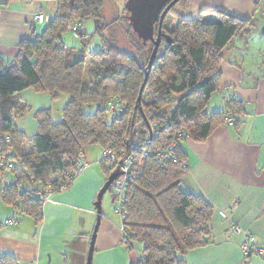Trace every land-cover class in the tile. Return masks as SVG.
Segmentation results:
<instances>
[{
    "label": "trees",
    "instance_id": "1",
    "mask_svg": "<svg viewBox=\"0 0 264 264\" xmlns=\"http://www.w3.org/2000/svg\"><path fill=\"white\" fill-rule=\"evenodd\" d=\"M9 1L0 0L2 4ZM53 1L57 2V10L44 30L22 40L14 60L7 62L0 57V151L13 142V152L22 160L21 167L12 168L1 177L0 199L14 208L16 216L12 223H0V229L27 216L40 225L44 219L43 196L50 193L55 197L69 191L80 167L89 164L87 149L101 146L111 150L117 162L123 157L131 161L130 180L122 202L116 206L121 220V245L129 252L141 254L138 264H186V254L207 242L213 208L203 198L183 190L187 160L180 143V149L173 152L179 159L177 163L170 157L160 163L155 152L162 150L161 144H177L179 134L203 142L226 117L233 116L237 121L244 115L243 105L237 101H228L220 113L209 114L206 109L221 86L219 66L223 52L235 37L254 28L257 20L221 9L185 18L176 8L189 6V0H181L169 11L161 30L158 17L155 40L159 31L162 36L149 72L155 42L139 40V58L107 48L106 40L104 50L89 53L63 42L69 28L84 38L80 22L94 19L101 26L104 0ZM88 54L95 65H101L98 70H90L92 80L95 79L91 85L82 80ZM31 88L54 98L68 94V102L61 125L52 120L48 111L39 112L36 119L40 132L30 149H15V142L20 139L15 119L24 110L15 98ZM96 92L98 97L94 96ZM140 95L141 107H137ZM83 99L93 102L97 109L84 111L80 103ZM6 135L10 136L9 141L5 140ZM142 138L154 144L149 147ZM132 139L143 149L132 148ZM105 160L99 162L103 176L108 174L105 182L114 172L120 174L109 189L113 191L123 172L117 162ZM253 246L260 247L255 242ZM251 254L252 249L246 256ZM0 264L23 262L0 253Z\"/></svg>",
    "mask_w": 264,
    "mask_h": 264
},
{
    "label": "crops",
    "instance_id": "2",
    "mask_svg": "<svg viewBox=\"0 0 264 264\" xmlns=\"http://www.w3.org/2000/svg\"><path fill=\"white\" fill-rule=\"evenodd\" d=\"M51 1L0 2V57L4 61L10 62L18 56L22 40L44 30L45 24L38 23L35 14L41 12L49 20L53 18L57 6ZM256 1L189 0V6H178L176 10L185 18L223 9L251 19L257 16ZM256 34L264 36V14L252 30L235 37L223 52L219 68L221 86L207 106L213 111L221 103L218 112L209 111V114L220 113L228 101H237L243 105L244 115L237 118L236 126L220 124L207 140L188 141L183 146L187 172L182 178V188L203 198L213 208L207 242L186 254V264H264V255L246 256L242 252L249 236L264 248V59L261 58L264 41L257 45ZM251 35L254 38L249 42ZM251 45L258 48L260 57L253 59L248 55L249 50L241 53V49ZM23 96L34 107H52L54 111L55 105L47 93L29 90ZM59 113L57 110L55 115L58 117ZM15 122L23 133L36 134L37 124L32 117ZM88 152L89 166L69 191L60 192L45 203L40 225L27 216L0 229V253L13 255L23 264H87L96 223L95 197L104 185L101 169L92 166L91 156L96 150ZM104 152L103 148L102 159ZM14 214V208L0 199V223L13 219ZM120 226V219L102 218L91 264L139 263V254L121 245ZM233 226L242 228L244 234L233 233Z\"/></svg>",
    "mask_w": 264,
    "mask_h": 264
},
{
    "label": "rangeland",
    "instance_id": "3",
    "mask_svg": "<svg viewBox=\"0 0 264 264\" xmlns=\"http://www.w3.org/2000/svg\"><path fill=\"white\" fill-rule=\"evenodd\" d=\"M258 1L259 0H257L256 2H258ZM51 2H54L55 4H57L56 1H51ZM125 3H126V0H104L102 11H101V21H100L101 26H99L97 21L94 19H88L83 23L80 22L79 23V26L81 28L80 34L82 36H84V38L81 39L76 33L70 32L72 30H70L71 28H69V31L67 33H65L63 36V39H62L63 42L65 44H67L68 46L75 47V48L80 49V50L84 49L86 51V53H89V52H98V51L104 50L105 40H106V43L108 46L107 48L116 49L117 51L119 50L122 52L124 51V52H127L129 55H134L136 57L138 56V58H139L140 57V51H141L140 47H142L141 42L143 43V41L138 38L137 34L132 30V28H130L131 27L130 24H128L126 22V20L128 21V19L125 17V14H126ZM263 3L264 2H261V1L258 2L257 16H255V20H258L264 14V4ZM174 18L177 20L176 17H174ZM175 19H173V23L176 22ZM38 23H39V21H38ZM40 23H43V22L40 21ZM252 29L253 28H251L250 30H252ZM129 32H130V34H128ZM253 38H254V36L251 35L249 42H251L253 40ZM139 40L141 42H139ZM233 41H235V39ZM254 41L256 42L257 45H259L260 41H264V36L262 34H258V35L256 34V38L254 39ZM229 47H230V45H229ZM248 50L250 53L248 55H250L253 59H254V57H260L258 48L253 47V45L249 46L248 49H241L240 51H241V53H245ZM261 58L264 59V53L261 56ZM84 63H85V70H84V75H83L82 80L85 81L88 85H91V84H93L95 79L92 80L90 70H94V68H96L98 70L99 69L98 67H100L101 65L100 64L95 65L92 62L91 56L89 54L85 58ZM129 68H131V67L129 66L128 69ZM147 68L149 70V64H148ZM152 68H151V70H152ZM219 68H220V66H219ZM29 90H33L37 94H45V92H38L35 88H31ZM29 90H26V91L20 93L17 96V98H15V99H18V103H19L18 105L20 107H24V110L21 113V116L17 117L15 119V121H17L18 119H21V118L23 119L25 117H32L37 124V132L35 135L34 134L33 135L32 134H30V135L26 134V133H23L22 131H20L18 126L16 125L18 128V131L20 132V135H19L20 139L17 142H15V147H16L15 149H17V148L20 149V148H22V146H24V148L30 149V147L34 141L33 139L40 132V127H39V124L37 122L38 120L36 119L37 114L39 112L48 111L49 115H51V117H52V120L54 122L59 123V125H61L60 123L62 122L63 117H64V113H65L64 108H65V106L68 102V98H69L68 94L67 95L63 94V93L58 94L60 96H58V98H54L51 94L47 93L50 96L51 100L53 101V105H55L54 111H53L52 107L51 108H45V107H38L37 108V107H34L23 96V94ZM86 94L88 96L90 94V92L87 91ZM96 94H97V92L94 93V96H97ZM87 96H86V98L89 99ZM80 103L83 104L82 108L86 112L94 111L95 109H97V107L94 106L93 102H91L89 100L86 101V99H83L82 102H80ZM90 104H93V105H90ZM220 105H221V103L219 104V106ZM219 106L215 107V109L213 108V111L206 109V112L207 113H209V111L211 113L212 112H218L220 109ZM57 110H59V112H60L58 117L55 115ZM111 111L113 112V111H115V109L111 108ZM236 122L237 121H236V119L233 118V116H228L225 118V120L222 124H226L228 126H234L236 124ZM153 127H155V126H153ZM9 138H10L9 135L5 136V140L9 141ZM140 140L144 141V144L149 146V147L154 144V142L148 138H146V139L142 138ZM132 141H133V143H132L133 146H131L132 148L143 149L140 145H138L139 142L135 143L134 139H132ZM176 141H177V144H175V143H173V144L164 143V144H161L159 146L162 150L164 149L165 151H167V153L155 152L157 154L156 157L159 159L158 162L165 163L164 159L166 157H171V158L173 157V160H175V163H177L179 161V159L173 156L174 155L173 152L175 149L176 150L180 149L178 143H180L181 146H184L185 143H187L188 141H192V140L190 139L188 134H187V136H183V134H179L178 137L176 138ZM10 142H11V139H10ZM12 145H13V142L11 143V145H8L6 149L0 151V177H4L5 174H7L8 172H11L12 168L21 167V164L19 162H21L22 160L17 156V154H14V152H13L14 150L12 148ZM181 148L183 149L184 147H181ZM90 149L96 150V154H92V156H91L92 160H93L92 166L95 169L100 171L99 162L102 159L103 148L101 146H93V147H89L87 150H90ZM88 153L89 152H87V154ZM114 157H115V155L113 153H111V150L105 149V152L103 154V158H106L105 161H109V160H111V158H113L115 160V162H117L116 158H114ZM25 158L32 159V157H25ZM117 163L119 166H121V164H123V163L124 164L126 163L127 170H125V172L129 173V170H130L129 165L131 163L127 160V158L123 157L121 159V161H119ZM88 166H89L88 164L85 165V163H83V165L80 167L79 175H82L83 171L86 170V168ZM122 168H124V165L122 166ZM103 177H104V180H106L105 178L108 177V174L104 173ZM122 178L123 177L121 176L119 181L122 180ZM9 179H11V178L9 177ZM127 179H128V177L125 178V183L123 184L124 189L122 186L119 187V194H121L122 192L124 194ZM129 180H130V178H129ZM104 183H105V181H104ZM117 183L113 186L114 192L112 190L108 191L102 200L103 216L108 217V218L115 220V221H119V219H120L119 214L116 212V206H118L119 202H120L119 196H117V194L115 193V187H116ZM100 191L101 190H98V192L96 193L95 200H97V197H98V194L100 193ZM63 192H66V191L64 190V191H62V193ZM15 216H16V214H14V217ZM9 221H15V220L11 218ZM15 223L17 224L19 222H15ZM232 232L235 234H238V235L244 234L243 229L240 228L239 226H236L235 232H234V230H232ZM249 237H252V236H249ZM244 244H245V242H244ZM244 244L242 245V252H243V247L245 246ZM134 252H137V251H134ZM138 254L140 257L139 258V262H140L141 261V254L140 253H138ZM243 254L245 255L244 252H243ZM251 256H256V255L251 254ZM143 260H144V258H143Z\"/></svg>",
    "mask_w": 264,
    "mask_h": 264
},
{
    "label": "water",
    "instance_id": "4",
    "mask_svg": "<svg viewBox=\"0 0 264 264\" xmlns=\"http://www.w3.org/2000/svg\"><path fill=\"white\" fill-rule=\"evenodd\" d=\"M181 0H126L125 9L129 12L127 17L132 30L137 34L138 38L144 43L148 41L155 42V49L149 62V72L151 71L152 65H154L158 48L160 46L161 34L155 40V24L158 22L160 16V29L162 24L169 13ZM164 9V10H163ZM163 12L161 13V11ZM161 13V14H160ZM149 73H147V76ZM146 82V81H145ZM144 87H142L143 90ZM141 90V94H142ZM137 107H141V95L138 98ZM120 176L118 172H114L110 175L108 180L105 182L103 187L100 189L97 200L95 202L96 208V225L92 233L90 240V248L88 252L87 264H91L93 257V250L95 241L98 236V231L102 220V200L105 194L109 191L115 180Z\"/></svg>",
    "mask_w": 264,
    "mask_h": 264
},
{
    "label": "built area",
    "instance_id": "5",
    "mask_svg": "<svg viewBox=\"0 0 264 264\" xmlns=\"http://www.w3.org/2000/svg\"><path fill=\"white\" fill-rule=\"evenodd\" d=\"M35 18L39 21V23H40V21H42L43 23H40V24H45V23H47L48 22V18L43 14V13H41V12H38V13H36L35 14ZM159 152H161V153H163V150H159ZM165 152V151H164ZM156 154V153H155ZM157 155V154H156ZM115 158V157H114ZM171 158V157H170ZM173 158V157H172ZM111 160L112 161H115L113 158H111ZM130 163H131V161L129 160V159H127ZM174 162H175V160H173ZM124 165V168H122V166ZM119 168H120V171L121 172H123L122 173V180H120L118 183H117V185H116V187H115V193L119 196V198H120V201L122 202V196H123V192L121 193V194H119V187L120 186H122L123 187V184L125 183V178L126 177H128V179L127 180H129V177H130V173H126L125 172V170H127V166H126V163L124 164H121V166H119ZM79 175V174H78ZM123 189H124V187H123ZM123 191V190H122ZM51 197H52V194H50V193H48V194H46L45 196H43V200H44V202L46 203V202H48V201H50V199H51ZM10 223H12L13 221H9ZM8 222V223H9ZM231 230H234V232H235V227H232L231 228ZM121 232H122V230H121ZM126 241V240H125ZM253 244H254V238H252V237H247L246 239H245V246L243 247V252L245 253V255H249V252H250V250L252 249V251H253V255H258V256H263L264 255V248H261V247H258V246H253Z\"/></svg>",
    "mask_w": 264,
    "mask_h": 264
},
{
    "label": "flooded vegetation",
    "instance_id": "6",
    "mask_svg": "<svg viewBox=\"0 0 264 264\" xmlns=\"http://www.w3.org/2000/svg\"><path fill=\"white\" fill-rule=\"evenodd\" d=\"M129 16V12L126 10L125 17L127 18Z\"/></svg>",
    "mask_w": 264,
    "mask_h": 264
},
{
    "label": "clouds",
    "instance_id": "7",
    "mask_svg": "<svg viewBox=\"0 0 264 264\" xmlns=\"http://www.w3.org/2000/svg\"><path fill=\"white\" fill-rule=\"evenodd\" d=\"M48 22H49V19H48ZM48 22H47V23H48ZM47 23H45V24H47ZM74 28H75V27H74ZM72 30H75V29H72ZM72 32H73V31H72Z\"/></svg>",
    "mask_w": 264,
    "mask_h": 264
}]
</instances>
